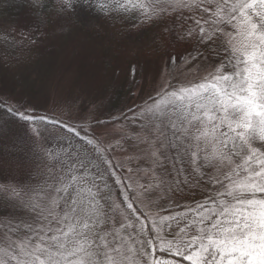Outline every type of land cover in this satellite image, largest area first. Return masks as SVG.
Returning a JSON list of instances; mask_svg holds the SVG:
<instances>
[{
  "label": "snow or ice",
  "instance_id": "obj_1",
  "mask_svg": "<svg viewBox=\"0 0 264 264\" xmlns=\"http://www.w3.org/2000/svg\"><path fill=\"white\" fill-rule=\"evenodd\" d=\"M30 3L43 25L120 19L157 29L162 45L184 49L185 64L215 59L201 80L162 85L134 112L159 143L151 156L166 174L154 207L137 215L134 202L112 199L107 149L87 133L79 147L49 143L38 153V185L0 184V197L31 216L16 229L22 235L0 234V264H264V0ZM7 111L39 141L47 118ZM197 192L203 199L183 214H163L160 201Z\"/></svg>",
  "mask_w": 264,
  "mask_h": 264
},
{
  "label": "rangeland",
  "instance_id": "obj_2",
  "mask_svg": "<svg viewBox=\"0 0 264 264\" xmlns=\"http://www.w3.org/2000/svg\"><path fill=\"white\" fill-rule=\"evenodd\" d=\"M157 31L150 27L137 30L120 19L99 27L43 25L31 3L16 17L0 16V184L35 187L45 170L40 148L68 142L79 147L87 133L107 149L105 159L111 161L112 170L104 178L112 199L122 208L132 200L143 211L154 207L160 195L156 181L166 174L151 156L159 143H153L152 131L134 119V112L162 85L188 84L212 71L210 66L185 64L175 45H162ZM157 48L160 52H153ZM108 61L110 68L105 66ZM133 65L137 67L134 76L130 75ZM122 94L121 102L115 104ZM9 106L26 111L37 121L47 118L38 123L43 131L38 142L28 135V125L7 111ZM127 114L124 121L101 124ZM64 124L74 126L80 137L64 129ZM160 203L164 209L188 205L186 196ZM21 220L30 221L31 216L0 197V234H8L5 227Z\"/></svg>",
  "mask_w": 264,
  "mask_h": 264
},
{
  "label": "trees",
  "instance_id": "obj_3",
  "mask_svg": "<svg viewBox=\"0 0 264 264\" xmlns=\"http://www.w3.org/2000/svg\"><path fill=\"white\" fill-rule=\"evenodd\" d=\"M29 5H30V0H0V16L5 17V18H9V19L12 18V17H16L17 13L21 12L24 7L25 8L29 7ZM160 50H161V48H159V49L157 48L156 50L154 49L153 52L159 53ZM150 54H152V52ZM177 54L182 55V59H183V57L185 55L184 49L183 48H178ZM141 56H143V55L140 54L139 57H141ZM214 59L215 58H210L209 60L206 61L203 58H201L198 61H193V62L189 63V65H191V66H194V65L210 66V64L214 62ZM105 66L107 68H110L112 65H111L110 61H108ZM123 94L126 95L125 93H123ZM123 94L120 95V97L115 100L116 101L115 104H119L121 102L122 98L124 97ZM129 114L124 115V117H120V118L114 119L112 121L106 120L105 122H102L101 124L105 123L107 125L108 124L112 125V124L124 121V119ZM97 125H100V123H98ZM80 129H83V128L81 127ZM82 132H84V129L82 130ZM124 185H126L125 181H124ZM130 196H131V199H132L133 198V194L130 195ZM202 199H203V196L199 192L196 193L195 195H187L186 196V202L188 203V205L181 204V203L180 204H176L174 206H171V207L165 209L164 213H169V212L174 213V212H177V211H182L184 209H187L189 206H194L195 201L202 200ZM132 202H134V207L137 209V215H139L140 212L142 211L141 207L137 204V202H135V200L134 201L132 200ZM19 226H20V224H15V225L13 224V226L10 227V228L7 227V226L5 227V229L8 230L7 232H8V235L10 236V238L15 239L16 235H22V231L19 232V233L16 232V229Z\"/></svg>",
  "mask_w": 264,
  "mask_h": 264
}]
</instances>
